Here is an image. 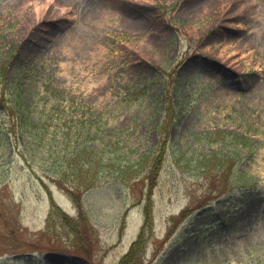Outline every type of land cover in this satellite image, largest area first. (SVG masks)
I'll use <instances>...</instances> for the list:
<instances>
[{
	"label": "rangeland",
	"instance_id": "1",
	"mask_svg": "<svg viewBox=\"0 0 264 264\" xmlns=\"http://www.w3.org/2000/svg\"><path fill=\"white\" fill-rule=\"evenodd\" d=\"M0 65V264H118L145 219L140 264H264V0H0ZM17 87L49 121L35 154L6 131ZM85 111L103 164L80 196L50 145ZM239 171L249 204L199 213Z\"/></svg>",
	"mask_w": 264,
	"mask_h": 264
},
{
	"label": "trees",
	"instance_id": "2",
	"mask_svg": "<svg viewBox=\"0 0 264 264\" xmlns=\"http://www.w3.org/2000/svg\"><path fill=\"white\" fill-rule=\"evenodd\" d=\"M26 67L23 69L24 73H18L14 79L17 80L19 76L24 77ZM4 69L5 67L0 65V73H2V70ZM20 80L21 78H19V81ZM11 100L12 103L10 106L8 105L6 112L7 114L14 115L16 120L9 125L6 131L7 133L12 132L15 135L18 133L25 138H29L23 145L24 152L27 153V151L30 150L32 154H35L36 151L34 150L38 148L37 142L43 140L46 136L49 121H47V119L40 118L41 115H37V117L32 116V114H34L32 101L25 103L19 87H17V92ZM94 114L95 113L86 111L85 113H81L80 116L75 119L70 118L68 120H62L60 124L66 126L68 130L71 129V131H74L76 136L72 138L73 133L68 132L67 134L62 135V138L59 139L58 142H53L50 145V147L53 148V150L50 151V154L53 155L50 156L55 160L54 163L57 166V169L54 168V170L51 171L52 174L54 177L57 176L56 179L58 181L65 182L68 185V189L71 191L73 190V194L76 192L77 195L80 196L86 190L97 186V176L100 171V164H103V156L101 155L100 149H97L91 143L86 144L84 140V138L88 140L96 137V133L94 134L92 131V126L99 119L96 114V117L93 118ZM41 120L42 123H40ZM98 127H100V125L96 127L95 131H97ZM231 142L235 143V145L242 146L251 144L250 140H247L244 136L237 134L232 135ZM40 152H44V150L39 151V153ZM211 156H214V154L211 153ZM205 158H209V156L203 154L201 156L202 162ZM226 158L229 159V157ZM140 160L141 159H137L136 162H140ZM42 166L46 170L52 167L50 165L49 167L44 166L43 164ZM131 166L132 165L130 164L121 166L122 171L132 169ZM234 179L239 182V184H236V186H238L235 188V186L232 185L227 188H223L222 192L225 193L217 196L216 203H214L211 208L203 210V212L211 209L229 208L230 206H235L237 204L245 205L249 203L248 200L251 199L253 195H257L256 183L251 175L243 172H237V174L234 175ZM223 195L224 197H222ZM54 208L56 209L55 212H58L63 220H66L67 216L65 213L58 210L60 208L57 206ZM191 212L189 211V216L184 215L183 217L184 220L188 222L184 226V229L180 231L183 232L182 234L189 233L187 227L189 224H193L194 222L195 218L190 215ZM146 226L147 219H145L138 236L131 242L130 247L127 252L122 255L118 264H140L141 258L138 256V253L144 243L143 238ZM196 234L199 235L201 233L198 231Z\"/></svg>",
	"mask_w": 264,
	"mask_h": 264
}]
</instances>
